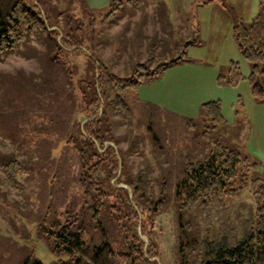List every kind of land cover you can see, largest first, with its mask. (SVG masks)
<instances>
[{
  "label": "trees",
  "instance_id": "obj_1",
  "mask_svg": "<svg viewBox=\"0 0 264 264\" xmlns=\"http://www.w3.org/2000/svg\"><path fill=\"white\" fill-rule=\"evenodd\" d=\"M70 1L71 4L75 2ZM82 1L83 9L90 16L97 11L105 17L113 16L125 4L133 7L135 4L136 9L142 7L140 0H110L105 8L91 9ZM212 1H219L227 7L224 0H203L202 3ZM260 5L261 12L252 20L236 18L232 28L238 49L251 65L249 75L243 74L239 62L231 61L227 73H219L218 83L237 87L242 80L247 79L254 99L264 103V0H260ZM47 12L41 0H0V60L19 50L30 41L32 35L45 38L47 50L41 53L48 57L43 63L39 81L23 70L16 74L0 75L4 84L8 81L14 83L13 94L0 91V126L7 127L5 115L11 114L8 111L12 110L14 121L11 120V129L16 134L24 135L28 145L26 152L46 158L50 156L48 140L40 134L49 136L68 127L70 135L66 133L69 136L66 144L78 151L80 174L77 181L84 195L92 201L90 209L96 210L93 217L101 225L109 219L114 225L122 223L121 227H124L123 222L127 223L124 249L120 252L106 249L107 259L114 264H162L152 228L154 217L171 205L178 226L187 237L198 235H191L192 232L189 234L184 229L185 226L189 231L193 229L189 217L193 218L192 214L198 210L204 216L206 228V235L199 242L195 237L192 238L194 242L181 241L178 264H264V163L227 138L220 101L204 103L200 112L208 114L211 121L205 134L222 127L221 139L214 140L201 157H184L179 179L173 181L164 174L159 180L157 195L149 190V165L137 173L131 172L128 167L127 155L138 144V136L119 137L113 131L110 111L133 119V108L127 101L128 94L155 81L168 66L179 63L182 60L180 55L184 54L183 49L197 42V30L194 31V38L178 51L179 55L170 60L156 57L158 44L155 37H148L147 59L143 62L135 60L129 75L120 76L108 64L88 52L83 40L76 34L80 26L64 31L58 25L51 24ZM64 16L63 12L56 15L58 18ZM91 19L93 27L96 20L94 16ZM71 23L72 20H68V24ZM69 52L85 54L88 59L85 75L76 84L67 59ZM78 96L83 117L74 121L71 116L72 121L66 120L62 124L60 110L64 102L61 98L78 99ZM145 105L154 106L150 102ZM70 107L64 110L71 111ZM195 120L197 118H191L187 124L196 126ZM122 140L129 141L124 151L118 147ZM122 152L126 159L122 157ZM0 165L12 186L18 182L20 175L32 171L16 157L2 152ZM169 188H173L174 193L169 194ZM245 191L252 203L241 225L237 227L229 221V215L225 212L226 201ZM214 212L219 217V226L213 230L211 219ZM66 214L63 221L44 230L51 250L68 256L67 260L60 259L56 264H101L99 252L106 244L98 248L95 255L91 254L92 263L84 259L81 255L86 251V241L83 228L78 227L79 216ZM196 244L200 251L194 256L191 251ZM186 247L190 251L187 252ZM36 263L46 264L41 260Z\"/></svg>",
  "mask_w": 264,
  "mask_h": 264
},
{
  "label": "rangeland",
  "instance_id": "obj_2",
  "mask_svg": "<svg viewBox=\"0 0 264 264\" xmlns=\"http://www.w3.org/2000/svg\"><path fill=\"white\" fill-rule=\"evenodd\" d=\"M41 1L48 10L52 25H58L64 31L80 26L76 34L83 40L88 52L104 61L120 76L129 75L135 60L143 62L147 59L148 37H155L158 44L156 57L164 60L177 57L182 46L194 38L203 2V0H140L141 8L136 9L135 4L134 7L125 4L113 16L105 17L104 14L99 15L98 11L96 13L92 11L95 13L92 16L96 20L92 27V16L83 9L82 0H75L72 4L70 0ZM261 8L256 2L254 13L259 14ZM59 12L65 14L64 17H60L61 19L56 17ZM66 16L68 18H65ZM70 19L71 25L68 24ZM44 40L41 35H32L30 41L24 43L19 50L4 56L0 60V75L16 74L23 70L28 75H34V79L39 81L43 63L48 58L41 53L47 50ZM183 51L184 54L180 55L181 61H195L198 58V49L185 47ZM67 59L74 72L76 84V81L85 75L88 59L85 54L73 52L67 54ZM231 61L239 62L243 74L249 75L251 65L235 41L228 43L224 49L220 60L221 72L227 73ZM49 63L48 61L47 65ZM2 81L4 80H0V91L13 94L14 83L8 81L4 84ZM238 86L241 90L238 122L246 114L250 115L251 121L253 115L249 107L251 97L250 91L248 92L249 81L244 79ZM141 92L142 88L130 92L127 97L133 108V119L112 110L110 118L113 120V131L116 136H138V144L127 155L128 167L131 172L137 173L149 165V190L157 195L161 177L165 174V177L173 181L179 179L184 157L187 155L201 157L214 140L221 139L222 127L221 130H210L205 134L206 127L211 126L210 117L205 112H200L195 120L196 126L190 127L187 124L189 118L175 115L158 106L154 107L155 105H145L148 101L140 98ZM76 93L78 94V90ZM61 101L64 102L60 110L64 118L61 119L62 124L66 120L72 121L73 118L75 121L83 117L79 110V96L78 99L62 97ZM75 101V105L70 107ZM69 107L72 108L71 111L64 110ZM9 112L12 115H5L4 120L7 127L0 126V152L16 157L32 171L20 175L18 182L12 186L0 165V264H37V260L46 264H56L60 259L67 260L68 256L51 250L44 234L45 229L63 221L67 212L69 215H78V227L83 228L86 251L81 256L90 261L91 254L95 255L98 248L106 244L99 252L101 264H114L112 260L107 259L106 249L115 252L124 249L126 234L124 231L127 223L123 222L124 227H121L122 223L114 225L113 221L111 223L110 219H105L107 223H102V226L98 220L96 221V217H93L96 210L90 209L92 201L84 195L83 188L77 181L80 174L78 151L74 146L66 144L69 137L68 127H63L57 134L52 133L49 136L40 134L48 140L50 156L38 157L36 154L26 152L28 145L24 135L16 134L11 129L14 113L12 110ZM34 125L37 126L35 123ZM230 137H232L230 141H236L237 133H231ZM128 144V140H122L118 147L124 151ZM238 147L245 149L243 144H239ZM122 157L126 159L123 152ZM172 189L169 188V194L174 193ZM251 203L247 191L228 199L225 212L229 215V221L237 227L240 226ZM192 216L193 218L189 217V220L193 229L189 231L186 226L184 229L189 234L192 232L191 235L198 234L196 237H187L184 231H181L171 205H167L162 213L154 217L152 235L162 264H178L181 241L194 242L195 239L192 238L195 237L199 242L206 235L203 214L198 210ZM211 222L212 229H217L219 217L216 212L212 215ZM193 248L191 252L195 256L200 247L196 244ZM186 249L187 252L190 251L188 247Z\"/></svg>",
  "mask_w": 264,
  "mask_h": 264
},
{
  "label": "crops",
  "instance_id": "obj_3",
  "mask_svg": "<svg viewBox=\"0 0 264 264\" xmlns=\"http://www.w3.org/2000/svg\"><path fill=\"white\" fill-rule=\"evenodd\" d=\"M202 3L198 18L196 43L188 49H198L195 61L183 60L168 66L155 81L144 84L140 98L155 106L169 110L175 115L196 119L201 106L211 101H220L223 118L226 122L227 138L236 132L234 143L243 144L245 150L264 163V103L252 97L250 115L242 116L238 122L241 102L240 87L220 85L218 75L222 71L220 60L228 43L233 42L232 28L236 18L252 20L260 0H224ZM91 9L105 8L110 0H84ZM259 10V7H258ZM139 88V89H140ZM239 124V125H238Z\"/></svg>",
  "mask_w": 264,
  "mask_h": 264
},
{
  "label": "water",
  "instance_id": "obj_4",
  "mask_svg": "<svg viewBox=\"0 0 264 264\" xmlns=\"http://www.w3.org/2000/svg\"><path fill=\"white\" fill-rule=\"evenodd\" d=\"M85 123V122H84ZM84 123H83V125H84Z\"/></svg>",
  "mask_w": 264,
  "mask_h": 264
}]
</instances>
